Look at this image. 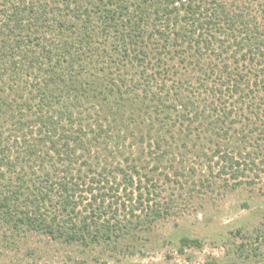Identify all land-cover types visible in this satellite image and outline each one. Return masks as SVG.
Instances as JSON below:
<instances>
[{
	"label": "trees",
	"instance_id": "obj_1",
	"mask_svg": "<svg viewBox=\"0 0 264 264\" xmlns=\"http://www.w3.org/2000/svg\"><path fill=\"white\" fill-rule=\"evenodd\" d=\"M262 173L264 0H0V248L139 239Z\"/></svg>",
	"mask_w": 264,
	"mask_h": 264
},
{
	"label": "rangeland",
	"instance_id": "obj_2",
	"mask_svg": "<svg viewBox=\"0 0 264 264\" xmlns=\"http://www.w3.org/2000/svg\"><path fill=\"white\" fill-rule=\"evenodd\" d=\"M260 180L202 198L188 186L175 190L178 213L121 244L85 247L31 233L18 252L0 248V264H264V173ZM185 238L201 246L182 249Z\"/></svg>",
	"mask_w": 264,
	"mask_h": 264
}]
</instances>
